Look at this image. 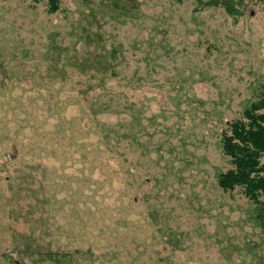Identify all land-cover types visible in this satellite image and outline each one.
Wrapping results in <instances>:
<instances>
[{"label":"rangeland","instance_id":"rangeland-1","mask_svg":"<svg viewBox=\"0 0 264 264\" xmlns=\"http://www.w3.org/2000/svg\"><path fill=\"white\" fill-rule=\"evenodd\" d=\"M262 93L264 0H0V261L264 264L218 185Z\"/></svg>","mask_w":264,"mask_h":264},{"label":"trees","instance_id":"trees-1","mask_svg":"<svg viewBox=\"0 0 264 264\" xmlns=\"http://www.w3.org/2000/svg\"><path fill=\"white\" fill-rule=\"evenodd\" d=\"M222 150L232 168L219 174L218 185L222 189L239 186L253 200L264 198V93L243 111V119L230 124V133L222 137Z\"/></svg>","mask_w":264,"mask_h":264},{"label":"crops","instance_id":"crops-1","mask_svg":"<svg viewBox=\"0 0 264 264\" xmlns=\"http://www.w3.org/2000/svg\"><path fill=\"white\" fill-rule=\"evenodd\" d=\"M0 264H3V263L0 261Z\"/></svg>","mask_w":264,"mask_h":264}]
</instances>
